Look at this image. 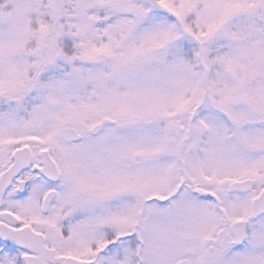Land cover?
Returning a JSON list of instances; mask_svg holds the SVG:
<instances>
[{
	"label": "snow or ice",
	"instance_id": "1",
	"mask_svg": "<svg viewBox=\"0 0 264 264\" xmlns=\"http://www.w3.org/2000/svg\"><path fill=\"white\" fill-rule=\"evenodd\" d=\"M0 264H264V0H0Z\"/></svg>",
	"mask_w": 264,
	"mask_h": 264
}]
</instances>
